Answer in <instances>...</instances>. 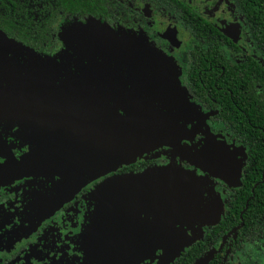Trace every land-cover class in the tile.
<instances>
[{"label":"flooded vegetation","instance_id":"1","mask_svg":"<svg viewBox=\"0 0 264 264\" xmlns=\"http://www.w3.org/2000/svg\"><path fill=\"white\" fill-rule=\"evenodd\" d=\"M143 1L158 7L159 10L153 13L143 5L142 15L124 19L129 12L131 15L139 14L140 9H128L121 3L125 10H121L120 19L112 24L88 19L60 22L54 37L58 40V45L53 52L42 54L31 50L49 57L50 60L46 59L45 62V73L37 63L26 65L25 70L17 67L13 73H9L13 76V81L11 79L9 83H5L0 80V88L28 95L34 100L39 97V82H43L50 89L66 90L84 99L77 107L66 110L74 112L76 118L81 115L86 117L85 113L88 112L96 114L92 107L97 109L103 106L124 126L132 128L138 138L147 139L149 135H159V131L154 130L155 126L149 125L148 121L173 124L180 128L182 123L192 121L186 128H182L186 131L185 138L180 140L176 153L172 146L157 147L109 171L104 170L102 166L89 168L78 178H75L74 174L45 176L15 171L10 179L0 182V264H94L96 261L86 260L85 257L88 250L86 231L94 224L93 228L107 229L117 227L128 220H137L136 226L143 221L142 230L132 231L129 225H126L121 226L118 232L126 234L125 239L119 237L118 241L136 243L137 235H148L146 226L153 222L152 217L144 210L116 209L109 217L100 195V189L107 183L135 176L150 182L153 176L164 174L171 164L175 169L179 166L184 172L196 169L197 167L189 162V158L194 154V149L201 151L195 146V142L208 144L209 133L219 134L225 140L230 137L242 145L231 131L216 120L221 103L213 90H219L218 77L224 73V64H238L247 56L261 62L248 40L250 54L247 53L249 50L246 51L239 44L244 31L243 36L239 35L237 41H234L237 36L233 24H239L241 32L243 22L238 8L237 14L241 23L235 20V16L229 15L227 0H193L194 3L191 4L189 0H178L192 7L201 18L200 21L213 27L216 32L212 33L198 31V19L182 8L176 10L166 3ZM95 22L98 25L93 27ZM76 24L81 27L78 26L73 31L72 28ZM58 26L62 28L60 31ZM122 35H129L140 41L152 52L143 53V56L139 50L133 49L130 56L135 59L134 62L117 58L109 48V40ZM94 38L107 45L110 57L103 56L101 51L95 52L88 48V42L91 44ZM82 39L87 41L84 43ZM229 42L236 45L239 52L231 51ZM213 49L216 56L212 54ZM157 56L168 65L170 72L162 69V62L155 58ZM56 58L62 60L61 66L55 64ZM132 64L139 66L142 78H146L147 82L141 79L140 73ZM217 70H220V74L216 73ZM17 72L21 76L20 79L17 78ZM1 92L4 91L0 90ZM2 96L3 94H0V165L6 163L8 157L19 161L23 156L38 153L47 143L43 134L27 128L17 117L15 107L19 101L14 99L13 102L6 96L1 98ZM28 100L32 104V99ZM194 105L198 107L199 115L198 111L194 110ZM30 109H33L32 105ZM199 120L205 121L208 128L199 126ZM183 146L189 151L186 158L179 157ZM182 152L183 155L186 154L185 151ZM202 153L208 155V158L199 160L207 165L209 171L197 168L196 174H214L211 155ZM246 160L247 156L237 185H228L217 178L214 179L215 190L222 198L223 212L215 224L204 225L202 231L195 232L196 238L192 243L201 240L210 227L216 226L223 219L228 204L235 200V192L240 188ZM151 189L149 193L153 197L143 199H164L160 190L155 187ZM251 192L253 193V190ZM179 226L177 225V232ZM177 235L179 236V232ZM232 236L229 233L216 245H207L208 250L203 256L208 255L206 262L219 254L223 246L228 245L221 264H238L241 255H247L250 264H264V236L255 249L251 248L254 245H248L235 257L230 255L233 240L227 242ZM119 246L122 247L118 250L121 254H130V262L124 264H134L133 259L138 258L139 252L129 250L126 244ZM88 247L94 257L98 258L91 240ZM142 247H149V243ZM154 253L161 254L162 250H155L141 259L153 257ZM99 254L101 256V253ZM101 261L100 259L99 262ZM146 263L147 261H143L142 264Z\"/></svg>","mask_w":264,"mask_h":264},{"label":"water","instance_id":"2","mask_svg":"<svg viewBox=\"0 0 264 264\" xmlns=\"http://www.w3.org/2000/svg\"><path fill=\"white\" fill-rule=\"evenodd\" d=\"M233 26L237 36L234 41H237L240 35V26L239 24H233ZM109 43L111 44L109 45L111 52L117 58L132 62L135 61L130 56L133 49L139 50L143 56V53L152 52L146 45L129 35L115 37L110 39ZM155 58L160 59V63L162 62V69L170 72L168 65L159 56ZM132 65L140 73L141 79L147 82L146 78H142L139 66ZM151 68L153 67L151 66ZM38 86L40 91L36 100L28 95H20L3 87L0 88L4 91L0 94L13 102L14 99L19 101L15 107L17 117L24 122L27 128L43 134L44 141H47L38 153L23 156L19 161L8 157V161L0 165V182L10 179L15 171L23 174L29 173L27 175L40 174L45 176L74 174L76 175L75 178H78L89 168L96 166H102L104 170L109 171L115 166L127 163L157 147L172 146L174 153H176L180 140L185 138L184 133L186 131L184 129L159 121H148L149 125L155 126L154 130L159 131L157 137L149 135L147 139L138 138L134 135L132 128L124 126L103 106L97 109L92 107L96 114L88 112V114L85 113L86 117L81 115L76 118L74 112L66 110L74 106L77 107L81 104L80 101L84 99L66 90L50 89L43 82H39ZM28 99H32V104ZM31 105L33 109H30ZM193 153L189 162L208 172L207 165L199 160L200 158L207 159L208 155L196 149ZM8 155L10 156L9 153ZM188 181L187 175L175 169L171 164L164 174L153 176L150 182L143 177L135 176L130 179L107 183L100 189L102 193L97 190L102 195L101 202L110 216L116 209L125 211L144 210L153 220L146 226L148 235H137L138 241L136 243L118 241L117 238L119 237L126 238V234H119L118 232L121 226L126 227V225H129L132 231L142 230L143 221L139 226H136L137 220H128L117 227L104 229L101 233L90 238L97 255L101 257L121 254V251H118L122 248L119 244L128 245L129 250H137L139 252L137 259H141L158 249L166 251L177 249V238L179 237L177 225H187L194 216L193 210L187 205L183 189V185ZM152 187L160 190V195L164 199H143L153 197L149 193ZM142 242L144 244L149 243V247H142L144 245ZM129 250L127 252L131 253ZM199 262L200 260L196 264Z\"/></svg>","mask_w":264,"mask_h":264},{"label":"trees","instance_id":"3","mask_svg":"<svg viewBox=\"0 0 264 264\" xmlns=\"http://www.w3.org/2000/svg\"><path fill=\"white\" fill-rule=\"evenodd\" d=\"M150 1L166 3L176 10L182 8L198 19V31L216 32L200 21L195 10L183 1ZM233 1L244 24V36L261 62L247 56L238 64H224V73L218 77L219 90H213L221 103L216 120L246 147V166L235 200L228 204L223 219L210 227L201 240L179 253L172 264H196L207 252V245H216L229 233L233 235L227 239V242L233 240L230 252L233 257L248 245H254L251 248L255 249L264 236V0ZM121 3L119 0H0V33L32 51L48 54L57 48L58 40L54 37L60 22L88 19L112 24L120 19L121 10H125ZM229 46L231 51L239 52L232 42ZM212 54L216 56L215 49ZM216 73L220 74V70ZM227 246L205 264H221Z\"/></svg>","mask_w":264,"mask_h":264},{"label":"rangeland","instance_id":"4","mask_svg":"<svg viewBox=\"0 0 264 264\" xmlns=\"http://www.w3.org/2000/svg\"><path fill=\"white\" fill-rule=\"evenodd\" d=\"M119 1H121L122 4H124L128 9L130 7H133L134 9H136V11L140 9L139 14L131 15V13L129 12L127 16L125 15L123 17L124 19L127 18L133 19L136 18L137 15H142L141 9L143 5H146L147 8L153 13L159 10L158 7L154 5H149L145 3V1L143 0H119ZM196 1L198 2V0ZM227 1H228L229 15L235 16V20L241 23L239 21L240 16H238L237 14L238 12L237 7H235L234 5L235 3L233 2V0H227ZM192 2L193 0H189L190 4ZM95 25L98 24L95 22L93 27H95ZM241 25H242V30L240 32V35L243 36L242 32L243 31L245 32L243 22L241 23ZM78 26L81 27V25L76 24L72 28V30L75 31L78 28ZM60 27L61 26H58L59 31L62 29ZM64 35L65 32L62 34V36ZM94 39L95 40L93 41L91 40L92 42L91 44L88 42L89 44L88 48L95 50V52L101 51L103 56L110 57V53H109L110 50L109 48H107V45L100 42L96 38ZM86 41H87L86 39H82V42L85 43ZM239 44L242 47H244L246 51L249 50V52H247L248 54L251 53V49H249L250 45H248L245 36H243V39L240 38ZM106 53H108L109 55H107ZM46 59H49V57L36 54L31 50L23 47L22 45L13 42L11 39L7 38L6 36L0 33V80H2L3 82L9 83L11 79L13 81V76L9 75V73H13V71L17 67H21L22 69H24L26 65L32 63H37L40 70L45 73L44 68L46 66L45 63ZM54 62L55 64H59V66H61L62 64V60L60 58L54 59ZM17 78L19 79L21 78L18 72H17ZM193 108L194 110L198 111V115H199L200 111L198 107L194 105ZM191 122L192 121H186L185 123H182L181 128H186V125H189V123ZM199 126L203 127L204 129L208 128L206 122L203 120H199ZM207 141H208L207 145H204L200 141H197L195 142V146L199 148L202 152L211 155L214 174L212 173V174L199 176L196 174L197 168L193 170H187L186 172H184V170L181 169L179 166L177 168L178 170H180V172H184L189 180L185 185H183V189L185 192L187 205L190 209L193 210L195 214L194 217L191 218L189 225H181L178 227L179 237L177 238V249L175 250L171 249L167 251L163 249H159L162 250L161 254H158L160 252L158 251V253L153 254L154 255L153 257L150 258L147 257L148 259H143V260L137 259L136 257L133 259L135 261L134 264L137 261H140V263L141 262L143 263V261L144 262L147 261L146 264H172V262L178 256V254L181 251L186 250V248L192 242L195 241L196 233L202 231L204 225L215 224L217 220L220 218V215L222 214L224 208L221 203L222 198L220 197V195L217 194L215 190L214 179L217 178L218 181L226 183L228 185H237L240 171L245 164L246 148L230 137L227 140H225L223 136L215 133L207 134ZM182 151H185L186 154L183 155ZM180 153H181L179 154L180 158L182 157L186 158L187 155L189 154V151L186 148V146H183L181 148ZM93 226H95V224ZM93 226L86 231L85 239H86V247L88 249L85 253L86 260L90 261L91 259L93 261H96L94 262V264H124L127 262L129 263L130 261L128 259L130 258L129 256L130 254L128 253L126 255L115 254L112 256H101L98 258L94 257V255L89 251V247H88L89 240L90 238L104 231L103 230L104 228L102 227L101 229H96L93 228ZM100 259L102 260L101 262H99ZM239 259L237 261L238 264H250L247 261L248 260L247 255L245 256L241 255ZM207 260H208V255L203 257L198 264H204Z\"/></svg>","mask_w":264,"mask_h":264},{"label":"bare ground","instance_id":"5","mask_svg":"<svg viewBox=\"0 0 264 264\" xmlns=\"http://www.w3.org/2000/svg\"><path fill=\"white\" fill-rule=\"evenodd\" d=\"M173 94H174V93H173ZM183 112H184V111H183ZM222 166H223V165H222ZM225 166H226V165H225ZM222 168H224V167H222ZM219 169H220V168H219ZM221 170H222V169H221ZM227 170H228V169H227ZM227 170H226V171H227ZM222 171H223V170H222ZM222 171H221V172H222Z\"/></svg>","mask_w":264,"mask_h":264}]
</instances>
